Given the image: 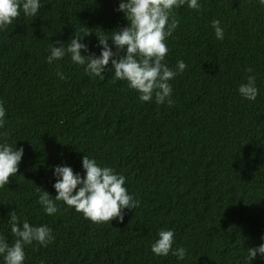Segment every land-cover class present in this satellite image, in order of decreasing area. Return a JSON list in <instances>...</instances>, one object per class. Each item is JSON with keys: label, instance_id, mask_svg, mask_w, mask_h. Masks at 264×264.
<instances>
[{"label": "trees", "instance_id": "trees-1", "mask_svg": "<svg viewBox=\"0 0 264 264\" xmlns=\"http://www.w3.org/2000/svg\"><path fill=\"white\" fill-rule=\"evenodd\" d=\"M120 2L40 0L36 17L21 12L0 30V144L23 147L17 174L0 188V236L15 241V210L21 227L26 220L54 235L48 246L26 245L24 264H248L249 248L264 243V4L198 0L199 10H173L170 22L179 25L163 63L187 68L169 81L168 105L141 101L112 69L103 79L91 75L70 54L47 62L49 43L67 47L77 33H91L79 41L88 49L81 54L99 57L97 36L128 26ZM252 75L254 101L238 91ZM84 155L123 175L139 202L122 223H93L62 201L48 215L38 203L41 190L55 200V166L83 178ZM161 230L174 232L172 248H185L184 259L151 251Z\"/></svg>", "mask_w": 264, "mask_h": 264}, {"label": "clouds", "instance_id": "clouds-1", "mask_svg": "<svg viewBox=\"0 0 264 264\" xmlns=\"http://www.w3.org/2000/svg\"><path fill=\"white\" fill-rule=\"evenodd\" d=\"M240 1V0H238ZM187 3L188 7L199 10L201 5L198 0H121L117 11L123 12L128 26L113 30L111 37L97 36L102 51L99 57L94 54L82 55V50L87 52V45L80 43L87 33L81 37L78 33L67 43L62 41L49 43L51 50L47 62L60 60L70 54L71 60L77 65H85L86 71L93 76L103 79L105 70H114V79L127 81L129 88L136 90L143 102H150L155 97L157 104L173 103L171 99L172 87L169 83L178 74L183 73L187 65L183 60L177 62L176 70L170 69L163 61L169 49L166 41L177 29L179 21L170 16L174 9ZM264 4V0H260ZM41 7L40 0H0V30H5L13 21L21 16L36 17ZM212 27L218 40H223L224 30L218 20L212 21ZM109 40L115 46L113 52ZM54 44L59 45L54 46ZM121 52L124 55H120ZM111 63V68L107 66ZM251 72L252 69H247ZM61 80L66 77L58 72ZM256 77L248 76L247 83L239 86V94L254 101L258 95L255 86ZM6 110L0 104V127H3ZM23 156V147L16 148L7 143L0 144V188L10 183V179L18 172ZM82 168L85 172L83 178L79 173H74L69 166H55L53 175L57 177L53 187L57 195L55 200L47 191L41 190L38 203L43 206L48 215L57 214L59 208L56 201H62L68 208H74L84 218L93 223H111L113 220L123 222L124 210L134 209L138 201L134 200L126 189L125 177L116 174L110 167H101L95 159L88 156L82 158ZM11 233L16 237L9 245L6 238L0 236V255L4 264H24L25 246L33 242L48 246L54 241L51 228L46 225L32 226L26 220L21 227L20 218L15 210L9 212ZM159 238L152 244L151 251L161 257L169 253L178 259H184L186 249L183 247L173 250L174 232L161 230ZM264 239V238H262ZM264 256V243L258 247L249 248L248 264L257 255Z\"/></svg>", "mask_w": 264, "mask_h": 264}]
</instances>
